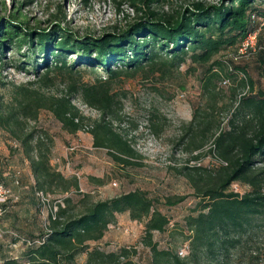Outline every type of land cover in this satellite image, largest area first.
Segmentation results:
<instances>
[{"label": "trees", "instance_id": "trees-1", "mask_svg": "<svg viewBox=\"0 0 264 264\" xmlns=\"http://www.w3.org/2000/svg\"><path fill=\"white\" fill-rule=\"evenodd\" d=\"M128 1L136 14L133 22L123 30L99 36H76L61 26L59 21L64 15L61 19L57 16L53 18L55 20L49 19L46 28L32 29L14 16H10L4 25L0 21L1 68L6 66V51L18 54L26 46L31 54L42 57L43 72L38 75L41 82L52 81V73L65 75L71 81L60 96H45L27 82L13 85L7 100L0 97V130L8 134L14 142V149L28 163L33 178V183L28 186L31 197L36 198L40 211L36 192L65 196L66 204L58 210L55 219L47 216L45 225L42 221L38 235L23 237L40 241L25 245L26 262L1 256L0 264H76V258L81 254L85 257L84 264H139L134 259L136 250L131 246H116L110 251L100 246L101 242H106L108 230L117 227L116 216L122 213H127L131 221L143 226L141 243L150 251L148 264H197L202 258L225 263L230 249L236 247L243 233L253 228L254 221L259 220L264 226L262 90L254 95L240 96L225 127L220 128V122L215 120L212 106L203 114L194 112L191 121L182 128L178 143L185 142L186 152L200 150L207 137L213 136V151L220 160V164L212 168L195 165L180 170L200 206L196 213L186 216L189 235L184 257H180L175 249L159 248L153 240V233L165 232L170 220L157 207L160 202L146 190L136 188L93 201L89 193L80 190L75 175L66 176L51 164V135L29 125L30 121H37L40 110L49 111L61 129L69 134H76L86 127L92 135L94 147L107 149L116 161L138 165L128 160L137 155L128 140L114 131L110 122L120 121L122 107L120 99L112 92L111 82L138 73L145 77L157 73L170 76L186 62L207 65L208 71L217 65L223 70L221 77H229L234 72H228L225 65L214 57L235 48L248 31L257 29L261 16H264V9L254 5L257 0H221L219 5L191 0L168 11L153 8L160 0ZM252 15L254 19H251ZM263 31L261 25L256 39L262 62ZM67 57H75V61L68 64ZM35 65L20 62L15 67L27 71ZM86 67L95 74L99 69L106 76L91 83L79 82L75 77L80 78L81 69H89ZM233 69H237L236 64ZM243 75L240 81L251 90L252 80L245 72ZM5 83L0 82V88ZM74 97L97 110L99 119L90 124L89 118L74 105ZM199 156L196 153L191 158L197 160ZM18 174L14 171L10 176L12 187L16 180L19 185L22 183ZM96 181L102 183L101 179ZM233 182L246 185L249 190L243 194L234 192L229 189ZM0 184L6 186L1 176ZM72 193L78 196L76 203L68 196ZM184 199L185 195L166 196L161 204L173 206Z\"/></svg>", "mask_w": 264, "mask_h": 264}, {"label": "rangeland", "instance_id": "rangeland-1", "mask_svg": "<svg viewBox=\"0 0 264 264\" xmlns=\"http://www.w3.org/2000/svg\"><path fill=\"white\" fill-rule=\"evenodd\" d=\"M188 1L191 0H160L153 8L168 11ZM204 1L213 5L221 2ZM254 5L264 9L262 0H257ZM63 15L65 17L61 19ZM10 16L26 22L32 29L48 27V20L57 16V19H61L59 22L62 27L81 37L123 30L133 22L136 14L128 0H0L2 25L7 23ZM261 25L264 26V16H261L259 28L257 26V34ZM262 38L264 40V31ZM257 51L256 48L254 54L236 64L237 69L229 76V85L223 87L219 86L224 77H221L222 68L215 65L208 71L207 65L188 62L181 64L170 76L163 77L157 73L145 77L143 73H138L133 77L114 79L111 87L122 103L121 119L110 122L114 131L128 140L137 155L128 160L138 165L116 161L107 149L94 147L92 135L87 129L78 134L62 130L47 110H40L37 121H30L29 125L44 129L51 135V164L66 176L77 174L79 187L84 193H89L91 200L106 199L136 188L146 190L152 198L157 199L160 202L157 207L168 217L170 224L165 232H154L153 240L159 248L168 247L178 251L188 242L186 216L196 213L200 207L199 199L180 170L195 165L212 168L220 164L213 151V136L207 137L200 150L189 153L184 149L185 142L178 143L182 128L191 121L194 112L203 114L210 111L212 106L215 120L220 122V128L225 127L239 94L254 95L260 90L264 91V62ZM222 53L214 57V60L223 63ZM5 54L6 66L0 67V82H7L0 88L2 100L11 96L13 85L31 82L45 96H60L71 83L65 75L58 73L51 74L52 81L41 82L38 75L43 72L42 57L31 54L26 46L18 54L12 51H6ZM67 61L68 64L74 62L75 57H67ZM20 62L36 65L23 71L15 67ZM86 68L89 69H81L80 78L75 77L79 82L91 83L96 78L106 76L99 69L95 74L90 71V67ZM243 72L252 80L251 90L240 81ZM73 103L89 118L90 124L99 119V112L84 105L79 97H74ZM70 146L76 147L69 151ZM196 153L200 156L194 160L191 156ZM14 171L19 172L18 178H21L22 183L12 187L10 176ZM28 172V163L14 149V142L8 138V134L0 130V176L11 192V197L0 204H6L0 207V263L1 256H12L26 262L25 244L19 238L15 239V235L33 238L42 228L46 211L42 213L36 198L31 197ZM97 179H101L102 183H98ZM229 189L243 194L249 187L233 182ZM171 195H185V199L173 206L162 205L163 199ZM68 196L73 203L77 202V194ZM56 197L49 196L50 200ZM119 221L117 227L111 228L113 236L106 237V242L100 244L101 248L110 251L116 246H131L136 250L134 259L139 264H148L150 251L141 243L143 226L135 221ZM84 258L83 254L77 256L76 264H84ZM197 264H264V226L259 220L254 221L253 228L243 233L236 247L230 249L225 263L202 258Z\"/></svg>", "mask_w": 264, "mask_h": 264}, {"label": "built area", "instance_id": "built-area-1", "mask_svg": "<svg viewBox=\"0 0 264 264\" xmlns=\"http://www.w3.org/2000/svg\"><path fill=\"white\" fill-rule=\"evenodd\" d=\"M254 18L255 17L252 15L251 19H254ZM257 29L248 31L235 48L231 49L230 51L228 50L223 54L222 61L228 72H234V69H233L234 64H237L238 62L242 61V59H244L245 57L249 55H252L253 52L256 51ZM229 83H230V78L223 77L222 81L220 82V85L227 86L229 85ZM242 95H244V93L239 94L238 99ZM85 129L87 128L85 127L84 130ZM75 147L76 146H70L68 150L72 151L75 149ZM75 176L78 178L77 174H75ZM17 184L18 182L16 180L15 185ZM36 196L41 205V212L43 213L44 210L46 211V215L43 216L44 225H45V220L47 216H49L51 219H55L57 216L58 210L60 208H64V197L65 196H57L53 200H50L49 196L44 194L43 192H36ZM10 197H11L10 190L6 186L0 184V204L5 203ZM19 239L25 245H32L34 243H40L39 240H28V239H23V238H19ZM177 254L180 257H184L187 254V245H184L181 248H179L177 251Z\"/></svg>", "mask_w": 264, "mask_h": 264}, {"label": "crops", "instance_id": "crops-1", "mask_svg": "<svg viewBox=\"0 0 264 264\" xmlns=\"http://www.w3.org/2000/svg\"><path fill=\"white\" fill-rule=\"evenodd\" d=\"M79 132H77V134H78ZM29 173V172H28ZM29 176H30V178H28V181H29V179H30V183L32 184L33 183V178H32V176H31V174L29 173ZM80 190L82 191V189H81V187H80ZM83 192V191H82ZM116 219H117V224H119V220H127V222H132L129 218H128V215H127V213H122V214H119V215H117L116 216ZM113 234L114 233H112V230L111 229H109L108 230V232H107V234H106V237H112L113 236ZM111 243V242H110Z\"/></svg>", "mask_w": 264, "mask_h": 264}]
</instances>
